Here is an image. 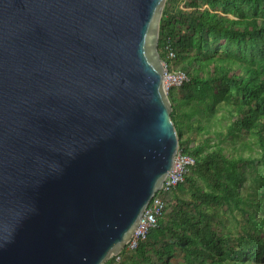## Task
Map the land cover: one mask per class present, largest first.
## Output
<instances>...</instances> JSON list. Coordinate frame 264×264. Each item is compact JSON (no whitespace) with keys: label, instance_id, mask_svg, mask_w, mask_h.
I'll return each instance as SVG.
<instances>
[{"label":"water","instance_id":"95a60500","mask_svg":"<svg viewBox=\"0 0 264 264\" xmlns=\"http://www.w3.org/2000/svg\"><path fill=\"white\" fill-rule=\"evenodd\" d=\"M166 0H0V264H105L172 170Z\"/></svg>","mask_w":264,"mask_h":264},{"label":"trees","instance_id":"16d2710c","mask_svg":"<svg viewBox=\"0 0 264 264\" xmlns=\"http://www.w3.org/2000/svg\"><path fill=\"white\" fill-rule=\"evenodd\" d=\"M168 49L189 76L168 96L194 165L122 264H171L177 250L184 264H264V0H166L161 60ZM213 208H225L234 230Z\"/></svg>","mask_w":264,"mask_h":264},{"label":"built area","instance_id":"2783aa9c","mask_svg":"<svg viewBox=\"0 0 264 264\" xmlns=\"http://www.w3.org/2000/svg\"><path fill=\"white\" fill-rule=\"evenodd\" d=\"M174 58L175 54L172 50L168 49L167 59L162 60L164 87L167 93L171 89H180L189 81L187 72L173 64ZM192 165H194L193 157L185 154L182 148L178 147L172 170L168 173L161 188L150 200L133 236L126 244V247L120 253L113 255L105 264H122L124 258L122 252L136 249L139 243L147 238L148 232L157 226L158 219L165 211L169 196H171L172 192L180 183L184 182L185 175L189 172Z\"/></svg>","mask_w":264,"mask_h":264},{"label":"rangeland","instance_id":"374dc122","mask_svg":"<svg viewBox=\"0 0 264 264\" xmlns=\"http://www.w3.org/2000/svg\"><path fill=\"white\" fill-rule=\"evenodd\" d=\"M177 95L180 96L181 92L178 91ZM187 137L190 139V141L188 142L190 146L194 145L193 141H196V142L198 141V137L196 135H194V134L192 136H190L188 134H185L183 138L186 139ZM246 171H247V175H249V169L248 168L246 169ZM250 183H251V180L248 179L246 181L245 185L248 186ZM169 200H171L170 196H169ZM169 207H170V204L167 206V209H166L167 212L169 210ZM213 211L219 213V217L218 218L223 219L224 223L226 224V226L228 228H232V229L234 228V224H235L236 220H234L233 217L230 214L226 213L225 208H213ZM236 216H237L236 217L237 221L241 219L240 216H238V215H236ZM218 218H216L215 220H217ZM125 260H127V261L130 260V255L126 256ZM152 261L154 262V264H158V261L156 260L155 256L153 257ZM170 263L171 264H184L182 254H181V252L179 250H177L175 255H174V257H172L170 259Z\"/></svg>","mask_w":264,"mask_h":264}]
</instances>
